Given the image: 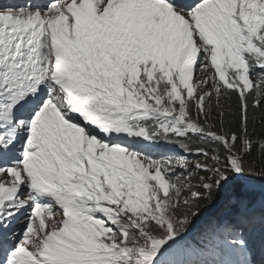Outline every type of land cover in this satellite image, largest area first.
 <instances>
[{
  "label": "snow or ice",
  "instance_id": "snow-or-ice-1",
  "mask_svg": "<svg viewBox=\"0 0 264 264\" xmlns=\"http://www.w3.org/2000/svg\"><path fill=\"white\" fill-rule=\"evenodd\" d=\"M0 264H264V0L0 2Z\"/></svg>",
  "mask_w": 264,
  "mask_h": 264
}]
</instances>
